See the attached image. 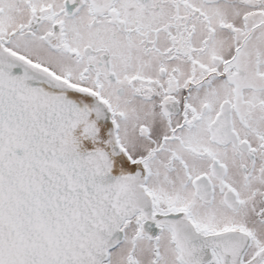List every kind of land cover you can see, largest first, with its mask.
<instances>
[{
  "label": "snow or ice",
  "instance_id": "6c2138e0",
  "mask_svg": "<svg viewBox=\"0 0 264 264\" xmlns=\"http://www.w3.org/2000/svg\"><path fill=\"white\" fill-rule=\"evenodd\" d=\"M0 264H264V0H0Z\"/></svg>",
  "mask_w": 264,
  "mask_h": 264
}]
</instances>
